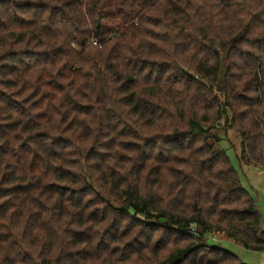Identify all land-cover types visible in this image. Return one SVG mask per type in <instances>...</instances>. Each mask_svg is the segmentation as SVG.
<instances>
[{
  "label": "trees",
  "instance_id": "16d2710c",
  "mask_svg": "<svg viewBox=\"0 0 264 264\" xmlns=\"http://www.w3.org/2000/svg\"><path fill=\"white\" fill-rule=\"evenodd\" d=\"M264 0H0V264H243L263 219Z\"/></svg>",
  "mask_w": 264,
  "mask_h": 264
},
{
  "label": "rangeland",
  "instance_id": "374dc122",
  "mask_svg": "<svg viewBox=\"0 0 264 264\" xmlns=\"http://www.w3.org/2000/svg\"><path fill=\"white\" fill-rule=\"evenodd\" d=\"M216 134L222 140L218 147L226 150L233 167L239 173L244 189L258 206L263 219L264 231V165L255 166L240 162L241 139L233 132L226 134L223 130H220ZM209 243L212 246H220L233 253L243 264H264V253L247 250L240 243L231 241L222 234L215 235L213 238L209 236Z\"/></svg>",
  "mask_w": 264,
  "mask_h": 264
}]
</instances>
